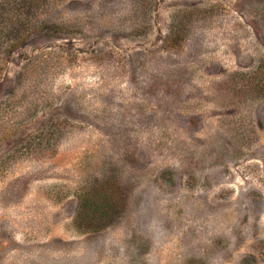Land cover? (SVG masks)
I'll return each instance as SVG.
<instances>
[{"label": "rangeland", "instance_id": "rangeland-1", "mask_svg": "<svg viewBox=\"0 0 264 264\" xmlns=\"http://www.w3.org/2000/svg\"><path fill=\"white\" fill-rule=\"evenodd\" d=\"M25 2L0 0V264H264V0ZM107 181L125 211L90 232Z\"/></svg>", "mask_w": 264, "mask_h": 264}, {"label": "trees", "instance_id": "trees-1", "mask_svg": "<svg viewBox=\"0 0 264 264\" xmlns=\"http://www.w3.org/2000/svg\"><path fill=\"white\" fill-rule=\"evenodd\" d=\"M24 1L25 4L28 2ZM250 75L251 91L256 94L264 93V69L259 68ZM125 206L126 197L119 183L112 184L107 181L92 186L83 195L82 203L77 210L76 223L90 232H101L110 227L116 221V217L123 214Z\"/></svg>", "mask_w": 264, "mask_h": 264}]
</instances>
